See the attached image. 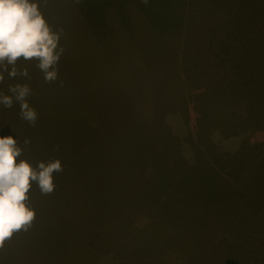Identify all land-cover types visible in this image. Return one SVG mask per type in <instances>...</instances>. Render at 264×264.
Here are the masks:
<instances>
[{
    "label": "rangeland",
    "instance_id": "374dc122",
    "mask_svg": "<svg viewBox=\"0 0 264 264\" xmlns=\"http://www.w3.org/2000/svg\"><path fill=\"white\" fill-rule=\"evenodd\" d=\"M46 5L58 77L4 73L0 136L62 169L0 264H264V0Z\"/></svg>",
    "mask_w": 264,
    "mask_h": 264
},
{
    "label": "clouds",
    "instance_id": "9594fccd",
    "mask_svg": "<svg viewBox=\"0 0 264 264\" xmlns=\"http://www.w3.org/2000/svg\"><path fill=\"white\" fill-rule=\"evenodd\" d=\"M46 6V0H0V82L5 72L13 78L18 75L20 58H36L45 80L57 79L56 65L64 51L60 46L62 29L49 22L43 10ZM19 74L27 76L28 70ZM10 91L21 102L22 119L35 123L37 112L27 100L30 87L17 84L10 86ZM12 103L13 96L0 94V105L10 107ZM23 152L15 136H0V247L34 220L36 212L30 205L33 186L43 194L51 193L54 173L62 169L59 160L33 165L22 158Z\"/></svg>",
    "mask_w": 264,
    "mask_h": 264
},
{
    "label": "trees",
    "instance_id": "16d2710c",
    "mask_svg": "<svg viewBox=\"0 0 264 264\" xmlns=\"http://www.w3.org/2000/svg\"><path fill=\"white\" fill-rule=\"evenodd\" d=\"M224 264H240V263L235 259H228L224 262Z\"/></svg>",
    "mask_w": 264,
    "mask_h": 264
}]
</instances>
